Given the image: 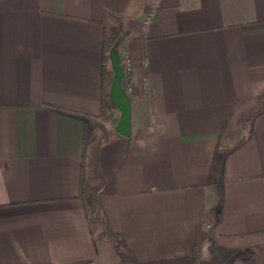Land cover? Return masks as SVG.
I'll use <instances>...</instances> for the list:
<instances>
[{
	"label": "crops",
	"instance_id": "obj_1",
	"mask_svg": "<svg viewBox=\"0 0 264 264\" xmlns=\"http://www.w3.org/2000/svg\"><path fill=\"white\" fill-rule=\"evenodd\" d=\"M151 4L0 0V264H264V0Z\"/></svg>",
	"mask_w": 264,
	"mask_h": 264
},
{
	"label": "water",
	"instance_id": "obj_2",
	"mask_svg": "<svg viewBox=\"0 0 264 264\" xmlns=\"http://www.w3.org/2000/svg\"><path fill=\"white\" fill-rule=\"evenodd\" d=\"M110 59L114 70V76L110 88V98L120 112V117L115 128L120 134L124 136H130L132 122V102L122 85V81L125 76V67L122 63V57L116 48L111 49Z\"/></svg>",
	"mask_w": 264,
	"mask_h": 264
},
{
	"label": "trees",
	"instance_id": "obj_3",
	"mask_svg": "<svg viewBox=\"0 0 264 264\" xmlns=\"http://www.w3.org/2000/svg\"><path fill=\"white\" fill-rule=\"evenodd\" d=\"M129 34H131V33L129 32ZM117 38H118V31H116L112 27L106 25V31H105L106 44H105V51H104V58H103V73H102V114H101V116L104 118L108 115L109 111H112V110L118 111V109L113 104V102L110 98V88H111L112 79L114 76V70L112 67L111 59H110L111 49H109L110 46H112V45H110V43L108 44L109 40L112 42V41H115ZM114 47H116V46H114ZM126 80H127V75L124 76L123 81H122V85H123L124 89H125ZM219 148H218V150H219ZM235 149L236 148L231 149L230 151H228V153L232 152ZM218 165H219L218 164V156H217V151H216V158H215L214 163L211 167L210 173H213L215 170L217 171L219 169ZM85 169H86V165H85V161H84V170Z\"/></svg>",
	"mask_w": 264,
	"mask_h": 264
},
{
	"label": "built area",
	"instance_id": "obj_4",
	"mask_svg": "<svg viewBox=\"0 0 264 264\" xmlns=\"http://www.w3.org/2000/svg\"><path fill=\"white\" fill-rule=\"evenodd\" d=\"M151 10L148 14L146 22H149L154 16H155V11L156 7L158 6L160 0H151ZM122 63L125 67V75H127V80L125 84V90L127 93L131 92L133 90V84H132V62L129 57L125 56L122 58Z\"/></svg>",
	"mask_w": 264,
	"mask_h": 264
},
{
	"label": "rangeland",
	"instance_id": "obj_5",
	"mask_svg": "<svg viewBox=\"0 0 264 264\" xmlns=\"http://www.w3.org/2000/svg\"><path fill=\"white\" fill-rule=\"evenodd\" d=\"M125 33V30L124 29H119L118 30V38L115 40V41H112V42H110V45H112V46H110V48L109 49H112L114 46H116V47H114V48H116L118 51H119V42L121 41V38H122V36H123V34ZM115 44V45H114ZM114 45V46H113ZM113 111V110H112ZM112 111H109V113H108V115L106 116V118H109L110 117V114H111V112ZM119 114H120V112H119ZM203 258L200 260V257L199 256H197V257H194V258H192L191 259V263L190 264H202V263H204V261L203 260H205L204 258H205V256H202ZM208 262V261H207Z\"/></svg>",
	"mask_w": 264,
	"mask_h": 264
}]
</instances>
